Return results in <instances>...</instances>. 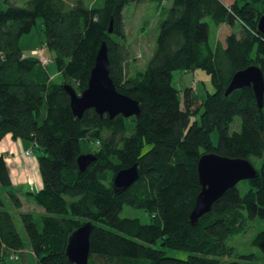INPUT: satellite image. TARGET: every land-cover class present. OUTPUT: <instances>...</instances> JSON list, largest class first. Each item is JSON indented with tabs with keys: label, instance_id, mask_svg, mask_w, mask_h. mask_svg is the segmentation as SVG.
<instances>
[{
	"label": "trees",
	"instance_id": "1",
	"mask_svg": "<svg viewBox=\"0 0 264 264\" xmlns=\"http://www.w3.org/2000/svg\"><path fill=\"white\" fill-rule=\"evenodd\" d=\"M0 1V140L10 134L35 153L42 188L29 195L45 213L39 223L30 213L18 217L36 264H73L65 253L67 242L85 223L92 225L87 264H264V230L251 241L258 253H237L226 244L248 222L264 221V97L260 109L250 88L224 95L240 70L257 66L264 77V34L257 30L264 0L229 5L223 0H153L162 15L155 47L145 68L128 75L122 12L145 0H94L90 5L83 0ZM38 18L42 45L53 53L60 83L20 49L21 37ZM206 18L214 25L239 23L242 32L213 47ZM102 42L109 77L117 92L138 103L137 116L110 120L88 110L77 119L70 111L63 86L77 94L86 88ZM197 69L210 76L214 90L200 104L190 88L181 92L172 85L174 72ZM236 118L239 129L231 130ZM211 153L247 159L257 176L228 189L192 225L189 216L201 190L197 162ZM84 154L96 160L80 172L76 160ZM253 160H259L257 167ZM134 164L139 178L116 193L115 175ZM0 185L11 187L3 156ZM7 195L19 210V198L11 190ZM3 206L0 197V260L24 249L14 217ZM125 206L143 212L148 222L121 217ZM164 249L185 250L189 256L175 259Z\"/></svg>",
	"mask_w": 264,
	"mask_h": 264
},
{
	"label": "water",
	"instance_id": "2",
	"mask_svg": "<svg viewBox=\"0 0 264 264\" xmlns=\"http://www.w3.org/2000/svg\"><path fill=\"white\" fill-rule=\"evenodd\" d=\"M112 21L108 33H112ZM257 30L264 34V15L257 23ZM109 60L105 42L100 44L94 66L90 71L86 88L77 94L75 90L64 85L69 96V108L73 117L80 119L88 110L102 117L107 115L110 120L116 116L130 118L140 113L138 103L117 92L109 77ZM250 88L257 106L261 109L264 97V77L257 66H249L233 74L224 95L228 96L234 90ZM92 154L78 156L76 163L80 172L95 162ZM197 175L201 186L189 220L195 225L198 219L211 210L213 203L228 189L235 187L239 182L256 178L254 166L242 158H228L214 153L204 154L197 162ZM139 178L137 165L120 170L113 179V189L116 193L128 189ZM92 229L90 223H85L71 234L66 246V256L73 264H87L89 255V236Z\"/></svg>",
	"mask_w": 264,
	"mask_h": 264
},
{
	"label": "rangeland",
	"instance_id": "3",
	"mask_svg": "<svg viewBox=\"0 0 264 264\" xmlns=\"http://www.w3.org/2000/svg\"><path fill=\"white\" fill-rule=\"evenodd\" d=\"M11 1L15 4L23 5L26 0ZM83 1L87 5H90L94 0ZM223 1L226 5H229L232 2V0ZM169 5L170 4L168 3L165 4V8H168ZM3 8L4 4L0 1V9ZM122 16L123 29L126 36L124 44L129 51V58L125 68L128 75L133 73L135 70H143L145 68V65L155 47L156 38L159 32L158 23L162 19V15H160V10L157 9L153 0H145L142 3H130L125 6ZM205 21L209 24V43L213 47L216 44L224 46L227 36L231 33L239 36L242 32V28L239 23H235L233 26H228L226 24L214 25L210 18H206ZM42 27V19L38 18L36 20V25L32 28V30L21 37L19 46L23 54L26 56H31L32 52L36 51L38 48L42 50L44 49V53L51 58V62L46 67L47 72L53 82L60 83L61 77L57 73L56 65L53 61V53H50L45 45H42L44 43ZM172 85L181 92L190 88L195 94L199 104L204 100L207 93H212L214 91L210 76L206 72L199 69L188 72H174L172 76ZM201 111L202 108H200V112ZM238 129L239 119L236 118L231 126V130ZM7 140L10 142V139H4L1 144H4ZM211 141L213 145H216L218 141V134L216 131L211 133ZM21 142L25 148L28 147V142L23 140H21ZM4 145L8 147V153H13L14 150H11L13 149V147L11 148V143H6ZM148 148L149 146L144 147L145 150ZM32 157H35V154H32ZM253 162L256 167L259 165V160H253ZM11 189V187H3L0 185V197L4 204L2 209L11 213L14 217L17 231L19 232L24 244V249L22 252L17 254V258L13 257V252L6 253L0 264H36L35 257L30 251L28 238L20 223L18 214L19 212L30 213L34 216L36 223H39V217L45 212L42 207L37 205L33 200L29 199L27 195H25L28 190L25 191L23 189L16 190V193H19V195L21 192L24 193L22 194L23 196H21L22 208L19 211L16 210L13 207L11 199L7 195V192ZM121 217L138 218L143 224L148 222V217L143 212L132 210L126 206L122 210ZM260 230H264V221L258 219L250 221L247 223L246 229L242 234L227 239L226 244L233 247L237 253H258V250L251 245V241ZM158 244L159 242H157L156 247H158ZM164 251L166 256L175 259L185 260L189 256V253L185 250L164 249Z\"/></svg>",
	"mask_w": 264,
	"mask_h": 264
},
{
	"label": "crops",
	"instance_id": "4",
	"mask_svg": "<svg viewBox=\"0 0 264 264\" xmlns=\"http://www.w3.org/2000/svg\"><path fill=\"white\" fill-rule=\"evenodd\" d=\"M225 25V24H223ZM7 137V138H6ZM4 139H10L4 143H11V148L13 147V153H8V147L1 142ZM4 145V146H3ZM31 149V145L28 143V147L25 148L21 140L19 139H12L10 134L5 135L0 140V156H3L5 165L10 175L11 179V191L19 198L21 201V196L24 194L23 192L16 193V190H28L25 193L27 197L33 200V197L29 194L36 193L42 188L41 179L38 173L37 163L35 157L31 155L25 156V152ZM12 152V151H10ZM34 201V200H33ZM21 208H22V201H21ZM20 208V209H21ZM19 209V210H20ZM18 210V211H19ZM2 260H0L1 262Z\"/></svg>",
	"mask_w": 264,
	"mask_h": 264
},
{
	"label": "built area",
	"instance_id": "5",
	"mask_svg": "<svg viewBox=\"0 0 264 264\" xmlns=\"http://www.w3.org/2000/svg\"><path fill=\"white\" fill-rule=\"evenodd\" d=\"M44 51H45L44 49L42 50V49L38 48L36 51L32 52L31 56L35 57L40 62L41 66L47 67L49 65V63L51 62V58L47 54H45ZM31 154H32L31 149L25 152V156H29ZM13 257L17 258V254H14Z\"/></svg>",
	"mask_w": 264,
	"mask_h": 264
}]
</instances>
